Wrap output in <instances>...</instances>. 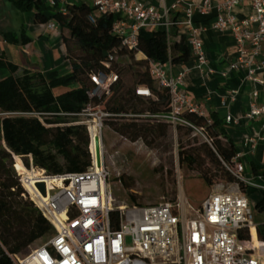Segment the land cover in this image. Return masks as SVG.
Returning a JSON list of instances; mask_svg holds the SVG:
<instances>
[{"label": "built area", "instance_id": "built-area-1", "mask_svg": "<svg viewBox=\"0 0 264 264\" xmlns=\"http://www.w3.org/2000/svg\"><path fill=\"white\" fill-rule=\"evenodd\" d=\"M175 0L170 6L159 10L137 0H47L58 11L66 13L72 3H87L97 13L118 14L121 17L113 24V31L129 48L138 45L141 30L163 26L167 34L174 26H187V40L194 57L193 67L201 73L214 71L203 45L205 27L193 19L195 11L209 14L216 8L212 27L217 31H229L236 40L238 58L232 68H244L246 77L264 83L256 73L264 66L256 56L264 40V0ZM247 5L250 12L240 15L236 8ZM183 13L182 19L173 18L171 12ZM131 19L132 22H129ZM50 31L60 32V23L55 19L45 22ZM151 61L150 73L155 82L168 88L171 95V111L161 117L173 124L184 123L197 133L205 134L201 127L182 117L187 111L202 115L200 105L189 95L185 75L190 67L185 66L177 75L168 72L166 64ZM115 74L98 73L92 76L96 89L93 95L101 97L110 92ZM100 90L101 93H98ZM137 93L150 95L146 87ZM237 90H232L228 100L235 99ZM253 95L256 97L258 91ZM227 104V99L224 101ZM92 110V112H90ZM102 116L111 114L95 109L91 104L79 113ZM245 117L264 119V104L255 99ZM208 118V117H207ZM211 121L210 118H208ZM226 122L240 121L230 113ZM80 122L86 121L81 120ZM88 125V124H87ZM103 123L100 122L102 129ZM90 133V125H88ZM258 137H248L245 146L255 149ZM91 145V137H90ZM91 163L81 172L50 174L34 164L29 155L27 166L22 157L15 155L14 168L29 198L52 226L45 242L33 247L28 253L10 254L16 264H264V240L259 238L251 202L246 194L249 187L264 190V176L245 175L242 153L237 152L226 166L236 177L235 182L219 183L200 207H190L182 198L176 202L164 201L155 204H115V197L103 156L101 162L93 154ZM44 182L46 193L38 186ZM192 208V209H191ZM249 230V240L240 239V231Z\"/></svg>", "mask_w": 264, "mask_h": 264}, {"label": "trees", "instance_id": "trees-1", "mask_svg": "<svg viewBox=\"0 0 264 264\" xmlns=\"http://www.w3.org/2000/svg\"><path fill=\"white\" fill-rule=\"evenodd\" d=\"M8 1L19 12L35 10L38 21L55 19L60 23L70 70L24 69L17 75L19 65L0 57V68L10 71L0 79V264H16L10 254L25 252L35 241L52 232L42 212L24 195L14 168L15 155L21 156L27 166L32 155L34 164L50 174L84 171L91 163L90 133L88 125L80 122L79 113L90 104L110 113L106 124L132 141L142 139L152 146L161 135H168L170 128L177 134L184 130V133L201 137L206 150L182 146L180 162L194 165L203 153L216 169L215 175L220 174L227 182L236 181L225 163L232 161L237 146L228 136L222 120L213 117L209 121L205 115L194 111L182 114L185 120L202 128L205 138L187 124H173L151 116L170 113L171 95L168 88L156 85L150 63L186 61L191 51L184 38L172 40L162 27L147 32L143 29L138 35V45L129 48L113 31L114 22L121 17L118 14L97 13L95 7L84 2L70 4L63 13L47 0ZM24 35L23 32L20 39L12 30L3 33L4 39L11 42L25 43ZM72 44L81 53L78 57L73 56ZM139 52L146 57L138 58ZM120 56H129L134 62L117 67L116 60ZM98 73L115 74L110 92L101 97L93 95L96 84L92 76ZM126 75L135 79L133 84L126 80ZM139 87L149 88L150 95L137 93ZM126 118V121L119 120ZM208 172L209 169L201 171L206 182L212 185L214 180L207 176ZM253 172L264 176V168L255 163ZM132 201L136 202L134 195ZM257 208L264 211V190ZM239 234L243 242L249 240L247 228ZM258 234L264 240V220L258 223Z\"/></svg>", "mask_w": 264, "mask_h": 264}, {"label": "crops", "instance_id": "crops-1", "mask_svg": "<svg viewBox=\"0 0 264 264\" xmlns=\"http://www.w3.org/2000/svg\"><path fill=\"white\" fill-rule=\"evenodd\" d=\"M137 1L154 5L159 10H163L165 5L170 6L175 0ZM236 11L242 15L250 12V9L245 4L238 6ZM215 14L216 8L209 14L195 11L193 16L197 25L205 27L202 33L203 45L209 61V67L214 69V71L204 74L194 68L192 52L186 61L168 63L166 68L170 74L175 76L185 66L190 67V70L185 75V84L190 97L200 105L206 117L210 119L216 117V119L222 120L228 136L237 146V152L243 154L241 160L245 164V175L257 177L253 172V164L255 163L264 168V119L261 117L247 118L245 114L249 110L252 100L255 99L258 103L264 104V83L248 79L246 77L247 71L244 68L231 67V64L238 58L236 40L231 32L217 31L212 27ZM9 15L17 21V25L16 23L14 24L16 29L11 30L20 39L24 32L25 43L21 41L11 42L0 36V57L19 65L18 71L31 69L33 71L47 72L59 70L60 68L58 67L62 66L69 68L68 62L70 60L67 57V49L62 32L48 30L45 22L38 21L35 18V14H22L17 11V13L10 12ZM171 16L182 19L183 13L172 11ZM1 18L0 14V20ZM128 21L132 22L131 19H128ZM160 27L164 28L163 26H158L149 27L145 30L146 32L153 31ZM169 36L172 40L184 38L188 43L187 26L172 27ZM137 57L144 58L146 56L143 52H139ZM256 59L259 62H264V40L262 49ZM9 73L10 71L7 68H0V79L6 77ZM256 75L260 79H264V66L257 71ZM234 89L237 90L235 99L229 101L228 95ZM255 90L258 91L256 97L253 95ZM226 99L227 104L224 103ZM228 113L238 118L240 122L238 124L227 123L225 119ZM248 137L259 138L258 145L254 150L245 146V140Z\"/></svg>", "mask_w": 264, "mask_h": 264}, {"label": "rangeland", "instance_id": "rangeland-1", "mask_svg": "<svg viewBox=\"0 0 264 264\" xmlns=\"http://www.w3.org/2000/svg\"><path fill=\"white\" fill-rule=\"evenodd\" d=\"M10 12L17 13V10L8 0H0V14L2 16L0 36L2 37V32L16 29L14 24L17 25V21L13 17L11 18ZM18 13L33 15L35 10L18 11ZM62 30V27H60V32ZM65 31L69 35L68 30ZM72 49L74 57L81 55L75 44H72ZM132 62H134V59L129 56H120L116 60V66L122 67ZM68 66L69 68L66 66L58 67L60 68L59 71H69L70 62H68ZM22 73L23 71H18L17 75ZM125 77L130 84L134 83L135 79L131 75ZM56 91H59V89H56ZM97 92L101 93L100 90H97ZM94 111L95 114L91 116L82 115L80 119L88 121L87 124L90 125L92 131L96 122L103 123L101 132L102 156L110 171L109 182L115 197V204L134 203L132 195L136 198L135 203L140 204H155L164 201L176 202L180 197L190 207L198 208L202 201L217 188L219 183L227 182L225 179L220 178V174L215 175L216 169L203 153L202 158L194 165L180 162L179 150L182 146L191 150L194 148L206 150L201 137H194L187 132L184 133V130H179L177 134L170 128L168 135H161L152 146H149L142 139L132 141L117 133L106 124L109 120L108 116H102L101 113ZM119 120L126 121L127 118ZM143 121L149 120L144 119ZM91 146L95 153L93 142ZM60 161L63 163L62 158H60ZM205 169L210 170L207 176L213 178L214 183L212 185L208 184L202 176L201 171L204 172ZM246 194L251 202L255 221L264 220V211L262 212L257 208V203L263 197V189L249 187ZM47 238L48 236L38 239L21 254L25 255L33 247L45 242Z\"/></svg>", "mask_w": 264, "mask_h": 264}, {"label": "bare ground", "instance_id": "bare-ground-1", "mask_svg": "<svg viewBox=\"0 0 264 264\" xmlns=\"http://www.w3.org/2000/svg\"><path fill=\"white\" fill-rule=\"evenodd\" d=\"M93 126L95 128L93 129V131H92V128H90V137H91V145H92V142H93L94 146H95V153L93 152V149H92L91 145H90V147H91V150H92L93 154L96 157V139L99 136L100 140L102 141V139H101L102 129L100 128V123H98V122H96L95 125H93Z\"/></svg>", "mask_w": 264, "mask_h": 264}, {"label": "water", "instance_id": "water-1", "mask_svg": "<svg viewBox=\"0 0 264 264\" xmlns=\"http://www.w3.org/2000/svg\"><path fill=\"white\" fill-rule=\"evenodd\" d=\"M96 154H97L98 161L101 162L102 146H101V140L99 136L96 139ZM38 186L43 190L44 193H46V187H45L44 182L38 183Z\"/></svg>", "mask_w": 264, "mask_h": 264}]
</instances>
